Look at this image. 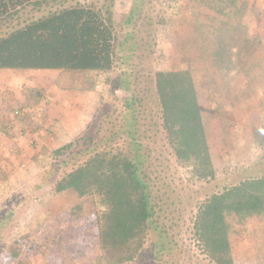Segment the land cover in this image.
Wrapping results in <instances>:
<instances>
[{
	"label": "rangeland",
	"instance_id": "1",
	"mask_svg": "<svg viewBox=\"0 0 264 264\" xmlns=\"http://www.w3.org/2000/svg\"><path fill=\"white\" fill-rule=\"evenodd\" d=\"M76 4L112 13L116 60L124 66L107 73L58 75H64L65 90L86 93L83 106L74 105L66 112L72 118L81 114L82 122L74 129L76 137H63L58 130L53 131L58 138H53L44 127L42 145L35 136L28 137L32 153L19 160L10 182L0 186V264H102L97 200L80 198L72 191L57 193L54 185L86 159L87 137L99 140L108 135L119 146H128L121 130L122 112L125 98L132 96L137 142L145 154L170 250L155 259V239H149L130 264H215L192 235L199 205L224 188L264 175V0H240L223 14L212 8L217 3L209 1L208 7L203 0H55L40 9L25 7L0 27V36ZM219 45L225 47L221 51L228 50L225 58L230 59L215 63ZM183 69L194 78L216 170L212 181L190 176L162 127L155 75ZM120 72L128 75L129 91L116 88ZM27 85L14 88L19 94L13 107L5 105L11 115L8 135L24 137V130L16 131L20 120L25 129L44 115L40 105L44 98L17 103L18 97L33 94ZM8 91L0 84L5 98ZM69 144L72 147L64 154L56 153ZM228 223L234 264H264V216L232 214Z\"/></svg>",
	"mask_w": 264,
	"mask_h": 264
},
{
	"label": "trees",
	"instance_id": "2",
	"mask_svg": "<svg viewBox=\"0 0 264 264\" xmlns=\"http://www.w3.org/2000/svg\"><path fill=\"white\" fill-rule=\"evenodd\" d=\"M55 0H0V27L27 6L39 8ZM208 1V2H206ZM219 14L240 0H203ZM219 45L215 63L230 59ZM117 36L112 13L97 6L76 4L32 21L0 36V70H63L107 73L117 64ZM127 73L117 76V90L129 91ZM155 88L162 127L177 161L192 178L212 181L216 170L208 143L192 73L188 69L160 71ZM135 97L125 98L121 130L129 142L119 146L108 135L89 142L86 159L64 173L54 185L57 193L72 191L93 197L98 216L102 264H130L154 240L155 259L167 254L170 243L159 223L157 198L137 139ZM127 114L130 115L127 117ZM126 118L128 120H126ZM105 137L107 140L105 141ZM111 141V142H110ZM71 144L58 149V155ZM82 151V150H81ZM264 216V175L244 180L209 196L193 217L192 235L201 251L215 264H234L229 215Z\"/></svg>",
	"mask_w": 264,
	"mask_h": 264
},
{
	"label": "crops",
	"instance_id": "3",
	"mask_svg": "<svg viewBox=\"0 0 264 264\" xmlns=\"http://www.w3.org/2000/svg\"><path fill=\"white\" fill-rule=\"evenodd\" d=\"M3 71L7 72L3 73ZM61 72L67 73L69 71L0 70V84L9 88L7 93L8 96L6 98V94L0 92V186L4 185L6 181L10 182V179L13 177L12 172L15 171L14 169H16L15 167L19 160L26 158L32 153L33 149H30L31 147L29 148V146H27L29 136H35L38 140L37 143L42 145L43 136L40 135H42L44 127L48 134H50V137L53 138H58L53 132L58 130L61 131L63 137H76L77 134L75 133L77 132H74V129L76 128V130H78V126H80V123L82 122V116L81 114H78L72 118L66 112H70V109L73 108L74 105L83 106L81 99L86 96V93L77 91L74 94V91L65 90L64 84L66 83V80L62 78L64 75L62 74V77H58ZM15 75L17 78L13 77ZM29 78L32 79L30 80ZM23 82L28 84L27 86L32 89L33 92H31V94H33L31 97L29 94H25L24 97H18L20 102L17 101V103H27L28 98L34 99V96L37 97V99H39V97L44 98L40 104L41 109L44 111V115L41 119H36L33 124L30 122L29 124H26L25 129L22 128L23 123L20 120V124L17 125L16 131L24 130V137H19L15 136L16 134H14V132H10L12 135H8L6 132V128L9 127L8 125L11 115H8L9 112L6 114L8 106L5 107V105L10 103V106L13 107L12 105L16 104L13 99H16L19 93L15 91L14 88ZM2 90L4 91L3 88ZM12 90L14 93L12 92L11 94L10 91ZM75 96L77 97V101L73 99ZM59 106L65 111L59 109ZM38 111H40V109ZM13 179L18 181L16 178ZM20 179L21 178H19V180Z\"/></svg>",
	"mask_w": 264,
	"mask_h": 264
}]
</instances>
